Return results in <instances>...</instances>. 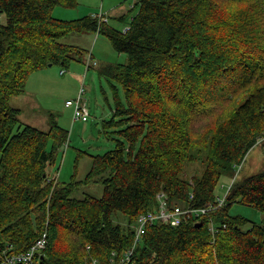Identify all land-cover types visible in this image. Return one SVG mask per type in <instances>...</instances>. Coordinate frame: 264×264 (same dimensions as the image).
Instances as JSON below:
<instances>
[{"label": "trees", "instance_id": "16d2710c", "mask_svg": "<svg viewBox=\"0 0 264 264\" xmlns=\"http://www.w3.org/2000/svg\"><path fill=\"white\" fill-rule=\"evenodd\" d=\"M78 2L0 0V247L25 252L47 228L38 264H110L113 252L133 245L138 216L157 211L163 194L170 208L215 209L179 227L148 228L137 264H264V223L230 215L241 204L264 216V169L240 172L217 205L221 180L232 181L235 166L264 147V0H134L116 19L129 22L127 32L97 17L53 18L57 7ZM85 31L128 55L98 72L115 98L103 122L111 146L91 155L83 180L73 172L67 182H48L67 132L22 123L9 101L33 74L77 61L82 51L62 40ZM203 118L214 123L198 133ZM195 161L205 170L188 180ZM99 182L101 198L74 196Z\"/></svg>", "mask_w": 264, "mask_h": 264}, {"label": "rangeland", "instance_id": "374dc122", "mask_svg": "<svg viewBox=\"0 0 264 264\" xmlns=\"http://www.w3.org/2000/svg\"><path fill=\"white\" fill-rule=\"evenodd\" d=\"M103 0H79L78 5L73 8L57 7L53 13V18L62 21H75L86 16L102 17L109 19L108 24L116 29L124 30L128 23L120 24L116 18L100 10ZM134 0H106V9L123 10L121 15H125L132 7ZM99 19V18H98ZM107 24V23H106ZM63 43L79 48L82 53L77 61L71 62L68 66H52L40 70L29 78L26 90L19 96H14L9 101V108L19 111V118L22 123L31 125L40 130L49 131L52 126L58 124L63 131L67 132L69 149L63 147L64 155L60 158V165L51 171L50 177L60 174V181H69L73 172L77 173L78 179L83 180L89 173L93 160L91 155H98L109 149L111 141L108 140L103 131V122L112 118L115 98L111 86L106 79L99 77V70L104 67L126 63L128 55L118 53L104 36H96L93 32L71 33L63 40ZM93 52L97 66L88 69L87 62L89 54ZM74 66L80 72L75 73L71 69ZM49 75L50 77L46 76ZM84 89L83 102L87 100V107L90 116L73 120L74 108L66 107L68 101L79 100L81 89ZM214 118H203L196 127L198 133H205L213 126ZM261 142L249 153L241 164L235 166V173L241 169V177L254 175L264 169V147ZM85 152L81 159L77 160V155ZM1 159V153H0ZM244 165V166H243ZM205 170L203 162L195 161L186 166L184 177L191 179L194 175H201ZM232 181L229 177H224L217 189L219 198H224ZM50 184V183H49ZM51 187H53L51 185ZM105 193L103 184L96 183L82 187L74 196L85 198L92 196L101 198ZM230 215L246 218L257 224L264 223V216L254 207L241 204L234 205L230 210ZM91 258L86 259L89 264Z\"/></svg>", "mask_w": 264, "mask_h": 264}, {"label": "built area", "instance_id": "2783aa9c", "mask_svg": "<svg viewBox=\"0 0 264 264\" xmlns=\"http://www.w3.org/2000/svg\"><path fill=\"white\" fill-rule=\"evenodd\" d=\"M101 23H108L109 19L104 16L98 17ZM129 30V26L125 28L123 31L127 32ZM92 64L96 66V62L94 59L89 56L87 62V68L89 69ZM84 89H81L79 100L76 102L68 101L66 106L68 108H74V116L73 120H81L90 116V111L87 107V100L83 102ZM63 147H66V151L69 149V141L63 143L61 151L64 152ZM64 153V154H65ZM242 169V167H241ZM241 169L238 168L236 171V176L232 179V183L228 188V191L224 198H218L217 205L223 206L228 192L232 186V184L237 179L238 174L241 172ZM60 178V174L58 173L55 177H50L48 182L53 180H58ZM51 184V183H50ZM165 196L162 194L159 196L160 199V207L157 211L147 212L138 216L136 225H135V238L133 245L127 249L123 254L119 255L115 252L112 253L110 258V264H137L135 259V251L142 242L144 235L147 232V229L156 224L170 225L172 227H179L182 223L189 221L191 219H198L203 216H208L210 212H212L215 207L211 206L209 208H182L179 206L168 207L167 202L164 200ZM211 233L215 235L216 229L214 223L211 221L209 227ZM48 244V229L46 228L43 234L36 240V242L25 252L22 253H11L12 247L8 246L6 248L0 247V264H38V259L44 256V251L47 248ZM89 264H101L98 259H91Z\"/></svg>", "mask_w": 264, "mask_h": 264}, {"label": "crops", "instance_id": "0c3cea01", "mask_svg": "<svg viewBox=\"0 0 264 264\" xmlns=\"http://www.w3.org/2000/svg\"><path fill=\"white\" fill-rule=\"evenodd\" d=\"M100 10H101L102 12L108 14V17L110 18V20H111V15H117V14H119V16L116 18V19H118V20H119L122 16H124V15H121V14H120V13H122L123 10H117V9H115V10H113L112 12H110L108 9H106V0H103V1H102V5L100 6ZM127 13H128V12H127ZM127 13H126V14H127ZM126 14H125V15H126ZM86 17H87V16H86ZM96 36L100 37V34H99V33H96ZM91 56H92V58L94 57L93 52H92ZM94 58H95V57H94ZM94 58H93V59H94ZM94 61H96V60H94ZM96 62H97V61H96ZM96 66H97V63H96ZM71 69H72L73 71H75V73L80 72V70L76 69L74 66H72ZM46 76L50 77L49 75H46ZM28 82H29V81H28ZM66 107H67V106H66Z\"/></svg>", "mask_w": 264, "mask_h": 264}, {"label": "water", "instance_id": "95a60500", "mask_svg": "<svg viewBox=\"0 0 264 264\" xmlns=\"http://www.w3.org/2000/svg\"><path fill=\"white\" fill-rule=\"evenodd\" d=\"M50 67H52V65H50ZM44 178H46V176H44ZM203 225V223H200V226L201 227ZM42 259H44V257H42Z\"/></svg>", "mask_w": 264, "mask_h": 264}]
</instances>
